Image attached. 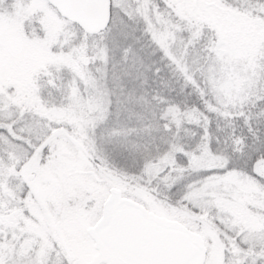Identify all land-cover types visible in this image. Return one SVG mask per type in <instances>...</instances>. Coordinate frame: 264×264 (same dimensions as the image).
<instances>
[{"label": "snow or ice", "instance_id": "obj_1", "mask_svg": "<svg viewBox=\"0 0 264 264\" xmlns=\"http://www.w3.org/2000/svg\"><path fill=\"white\" fill-rule=\"evenodd\" d=\"M0 264H264V0H0Z\"/></svg>", "mask_w": 264, "mask_h": 264}]
</instances>
